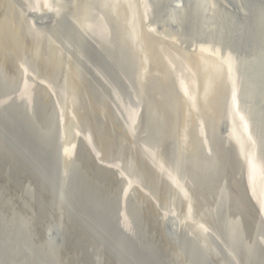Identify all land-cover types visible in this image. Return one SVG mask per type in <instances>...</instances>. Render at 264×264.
<instances>
[{
    "label": "rangeland",
    "instance_id": "obj_1",
    "mask_svg": "<svg viewBox=\"0 0 264 264\" xmlns=\"http://www.w3.org/2000/svg\"><path fill=\"white\" fill-rule=\"evenodd\" d=\"M224 60L253 144L232 134ZM6 106L47 136L62 179L78 177L167 263L190 264L186 241L212 264H264V0H0ZM15 163L0 153V211L38 240L52 224L71 231L60 198ZM70 241L60 264H78Z\"/></svg>",
    "mask_w": 264,
    "mask_h": 264
},
{
    "label": "water",
    "instance_id": "obj_2",
    "mask_svg": "<svg viewBox=\"0 0 264 264\" xmlns=\"http://www.w3.org/2000/svg\"><path fill=\"white\" fill-rule=\"evenodd\" d=\"M46 140L42 130L15 108H0V153L5 164L16 162L40 187L58 196L72 227L60 232L52 224L38 240L22 219L0 211V264H60L57 251L68 240L75 246L78 264H104L107 259L114 264H169L144 235L124 231L109 209L92 201L78 177L62 179L57 157ZM75 229L78 237L70 239ZM51 231L55 233L50 235ZM182 246L190 264H212L192 243L182 241Z\"/></svg>",
    "mask_w": 264,
    "mask_h": 264
},
{
    "label": "bare ground",
    "instance_id": "obj_3",
    "mask_svg": "<svg viewBox=\"0 0 264 264\" xmlns=\"http://www.w3.org/2000/svg\"><path fill=\"white\" fill-rule=\"evenodd\" d=\"M43 2H45L46 3V1L47 0H42ZM128 1V0H127ZM35 2V1H34ZM173 3V2H172ZM144 6V5H143ZM76 7V6H75ZM152 7V6H151ZM34 9V8H33ZM132 9V8H131ZM130 9V10H131ZM141 9V8H140ZM84 12V11H83ZM78 15V14H77ZM135 15V14H134ZM94 17V16H93ZM99 17V16H98ZM8 18V17H7ZM139 18V17H138ZM73 20V19H72ZM87 20V19H86ZM105 20V19H104ZM130 21V20H129ZM7 22V21H6ZM112 22V21H111ZM10 24V23H9ZM67 25V24H66ZM86 25V24H85ZM139 25V24H138ZM55 27V26H54ZM56 28V27H55ZM52 29V28H51ZM62 30L63 31H65L66 33H67V36L69 35V36H72V37H70V40H71V38H73L74 39V43H75V37H73L74 36V34H72L71 32H67L66 30H67V28H66V30L64 29V25H63V28H62ZM109 30V29H108ZM103 31V30H102ZM41 33V32H40ZM104 33H106V32H104ZM197 33V32H196ZM57 34V33H56ZM122 34V33H121ZM42 35V34H41ZM61 36V33L60 34H58V36ZM79 35V34H78ZM193 35V34H192ZM59 36V37H60ZM80 36V35H79ZM100 36V35H99ZM103 36V35H102ZM105 36V35H104ZM63 37V36H62ZM122 37V36H121ZM147 37V36H146ZM198 37V36H197ZM69 38V37H68ZM97 38V37H96ZM169 38V37H168ZM204 38V37H203ZM148 39V38H147ZM34 41V40H33ZM115 42V41H114ZM175 42V41H174ZM76 44V43H75ZM89 44V43H88ZM127 44V43H126ZM125 44V45H126ZM150 44V43H149ZM110 45V44H109ZM121 45V44H120ZM128 45V44H127ZM127 45H126V47H127ZM204 45V44H203ZM95 46V45H94ZM106 46H107V44H106ZM99 47V46H98ZM208 47V46H207ZM218 48V47H217ZM79 50V49H78ZM187 50V49H186ZM216 50V49H215ZM109 52V51H108ZM198 52V51H197ZM200 52V51H199ZM217 52V51H216ZM231 52V51H230ZM160 53V52H159ZM158 53V54H159ZM149 54V53H148ZM196 54V53H195ZM164 55V54H163ZM201 56H202V54H201ZM205 56V55H204ZM212 56V55H211ZM251 56V55H250ZM166 57V56H165ZM187 57V56H186ZM190 57V56H189ZM206 57V56H205ZM208 57V59H210V57L209 56H207ZM191 59V58H190ZM196 59V58H195ZM207 59V58H206ZM207 59V62L209 61ZM203 60H205V59H203ZM214 60V59H213ZM165 61V60H164ZM189 61V60H188ZM201 61L202 60H199L198 61V63H200L201 64ZM217 61V60H216ZM229 61L230 60H224V61H221V64L222 65H219V66H223V68H224V70H225V68L228 70V67H229ZM252 61V60H251ZM203 62V61H202ZM218 62V61H217ZM216 62V63H217ZM234 62V61H233ZM232 62V63H233ZM160 63V62H159ZM203 63H206V61L205 62H203ZM202 63V64H203ZM208 63H210V62H208ZM215 63V64H216ZM220 63V62H219ZM218 64V63H217ZM161 65V64H160ZM214 65V64H213ZM215 66V65H214ZM233 66V65H232ZM231 66V67H232ZM212 67V66H211ZM220 67V68H221ZM222 68V69H223ZM219 69V68H218ZM181 70V69H180ZM235 70V69H234ZM220 71V70H219ZM226 71V70H225ZM222 72H224L223 70L221 71V74H223ZM227 72V71H226ZM224 72L225 74H227V76H229L230 75V73L229 72ZM13 73V72H12ZM219 74V73H218ZM225 74H224V76H225ZM235 74H236V72H235ZM235 74H234V78H235ZM189 75V74H188ZM192 76V75H191ZM196 76V75H195ZM221 76H223V75H221ZM245 77V76H244ZM190 78V77H189ZM210 78V77H209ZM246 78V77H245ZM229 79L231 80V78L229 77ZM103 80V79H102ZM189 80V79H188ZM195 80V79H194ZM219 80V79H218ZM229 80V83L228 84H230V85H233V87H232V89H230V92H233L231 95L233 96H231V102L229 103L230 105V109H231V113H232V121H231V126H232V129H233V135L234 136H236V137H238V134H236L237 132H235V130H237V131H241L242 133H243V136L247 139V142L248 141H250L251 142V144H253V142H252V140H249L250 139V135H251V131H250V125H249V121L248 120H246V118H244V116H242V113H240L239 111H238V109H237V101H236V95H237V92H236V88L234 87V85H235V83L234 82H232L233 81V79H232V81H230ZM232 82V83H231ZM236 82V81H235ZM183 84H185L184 82H183ZM187 84V83H186ZM182 85V84H181ZM188 85V84H187ZM180 86V85H179ZM212 86V85H211ZM227 86V85H226ZM218 87V86H217ZM216 87V88H217ZM228 88V87H227ZM187 89H188V87H187ZM186 89V86L185 85H183V90L184 91H186L187 90ZM182 90V91H183ZM231 90H233V91H231ZM228 91V90H227ZM229 92V91H228ZM189 93V92H188ZM201 93V92H200ZM230 96V95H229ZM218 97V96H217ZM208 99V98H207ZM209 100V99H208ZM206 103V102H205ZM208 104V103H207ZM206 105V104H205ZM228 106V107H229ZM244 118V119H243ZM230 126V125H229ZM232 131V130H231ZM231 133V132H230ZM232 134H230V136L232 135ZM232 135V136H233ZM229 136V137H230ZM234 136H233V138H234ZM236 137H235V139H236ZM222 138V137H221ZM237 140L239 141V139L237 138ZM236 142V141H235ZM240 142V141H239ZM70 143V142H69ZM249 143V142H248ZM61 146V145H60ZM250 147V146H249ZM248 147V148H249ZM247 147H246V150L248 149ZM251 148V147H250ZM254 148V147H253ZM252 149V148H251ZM251 151V152H250ZM254 151H255V149H254ZM69 152V151H68ZM246 152H248V150L246 151ZM249 154L250 153H252V155L253 154H255V152L253 153V150H249V152H248ZM63 154V153H62ZM246 154V153H245ZM251 154L249 155V156H252ZM64 156V155H63ZM245 156V155H244ZM246 156H248V154H246ZM248 156V157H249ZM254 157V156H253ZM253 157H251V158H247V159H249L248 160V167H247V169H249V170H246L245 171V174L247 175V173L246 172H248V179L249 180H247V181H249V184L248 185H250V187H248V189L249 188H253V186L254 187H256V188H258L257 186H258V181H261V180H263L262 179V165H260L259 163V161L258 160H256V159H254ZM66 158V157H65ZM246 158V157H245ZM246 161V160H245ZM65 162V161H64ZM259 162V163H258ZM246 164V165H247ZM245 165V164H244ZM66 166V165H65ZM264 169V168H263ZM63 172V171H62ZM245 175V176H246ZM247 178V177H246ZM257 182V183H256ZM255 183H256V185H255ZM246 188V187H245ZM256 188H253L252 189V191L255 189V190H260V188H258V189H256ZM250 190V189H249ZM254 190V191H255ZM259 190H258V192H259ZM252 191H251V193H252ZM253 191V192H254ZM255 192H257V191H255ZM261 193V192H260ZM259 194V193H258ZM263 194H264V192H263ZM257 195V194H256ZM253 196V195H252ZM255 196V195H254ZM264 197V196H263ZM262 196H261V198H263ZM254 198H256V197H254ZM257 199V198H256ZM255 199V200H256ZM258 199H260V197L258 198ZM257 199V200H258ZM256 200V201H257ZM263 200V199H262ZM255 201V202H256ZM263 202H264V200H263ZM262 203V202H261ZM256 204H257V202H256ZM259 204V203H258ZM258 206V205H257ZM262 206V205H261ZM263 208H264V206H263ZM262 211V210H261ZM123 228V227H122Z\"/></svg>",
    "mask_w": 264,
    "mask_h": 264
},
{
    "label": "clouds",
    "instance_id": "obj_4",
    "mask_svg": "<svg viewBox=\"0 0 264 264\" xmlns=\"http://www.w3.org/2000/svg\"><path fill=\"white\" fill-rule=\"evenodd\" d=\"M232 64V61L231 62H229V64ZM228 69H229V67H228ZM234 74H235V70H234V66H232V73L229 75V77L231 78V81H232V79H233V82L235 83V80H234ZM262 196H263V194H261Z\"/></svg>",
    "mask_w": 264,
    "mask_h": 264
}]
</instances>
